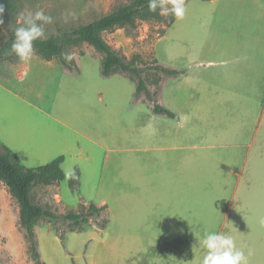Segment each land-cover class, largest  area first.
<instances>
[{
	"label": "rangeland",
	"instance_id": "rangeland-1",
	"mask_svg": "<svg viewBox=\"0 0 264 264\" xmlns=\"http://www.w3.org/2000/svg\"><path fill=\"white\" fill-rule=\"evenodd\" d=\"M132 1L14 0L12 1L11 18L13 28H18L22 25L23 14L28 11L34 13L43 10L45 15L53 18L51 24L43 26L47 37L58 30L71 31L81 25L89 24ZM206 4L204 0H187L184 5V17L177 20V24L168 28L160 39H158V35L165 27L164 22H139L136 28L131 29L130 33L125 29L106 33L105 40L113 49L128 59L138 54L139 65L145 70L153 68L155 60H157L166 67L184 72L182 75L184 76L189 72V69L184 67L183 59L187 53L180 50V43L184 39L186 40L189 34L187 25L189 16L199 13ZM171 7L172 5L168 8ZM189 41L186 43L187 45ZM67 54L70 60H75L77 63L76 59H80L78 63L80 73L77 75L66 74L72 80V86H75L76 90L82 88L79 84L80 80L92 79L87 74H92L99 80L96 94L89 97L87 103L83 102L82 94L74 95L73 92L70 93L67 90L62 92L59 88L58 82L63 80L64 66L58 60H54L58 67L49 65L48 61L33 53L31 60L26 62L30 70L23 76L24 79L19 81L18 75L12 74V80L27 100L38 105L40 109L50 112L53 117H68L76 120L75 128L94 138L100 145H94L81 136H75V148L73 153L67 154L69 161L65 164L64 172L70 173V176L73 173H80L82 178L79 179L77 191H73L68 180L65 179L58 183L60 185L59 193L62 196L60 205L56 204L60 197L55 196L50 186L36 187L33 198L37 203L49 205L57 214L77 212L82 203L87 205L94 203L100 206L99 203L103 200L108 202V207L106 214L91 219L89 226L82 232H71L77 227L64 220L42 219L39 221L37 236L43 261L46 264L178 263L177 256L171 261L156 260L157 249L150 247L151 239L148 237L146 229L141 228L135 231L128 226L127 216L135 214V209L142 214V217L135 216L144 220V225L147 226L151 218L161 215V208L151 206L150 203L143 206L134 201L127 209L122 207L120 202L129 197V194L135 190L136 184L176 186L189 184L197 179L199 190L195 192V195L201 201L199 208L196 209L198 215L200 211L198 216L200 230L198 231L202 235L216 233L221 225L225 224L231 199V195L219 183L215 187L216 191H213L214 182L216 180L221 182L223 176L226 175L221 167V162H215L216 155L223 151L208 150L205 149L206 147L198 148V146H202L201 135L192 140L183 135L186 127L190 129L199 125L195 120H189L188 125L185 124L184 130H180L173 124L168 128L165 127L162 119H159L154 125L156 129L154 136L158 139L154 143H148L151 129H144V127L149 126L152 121L151 117L155 114L152 112L149 102L136 100L135 84L120 74L104 78L101 75L102 54L88 44L69 49ZM20 62L21 60L15 54L12 59L2 63L18 64ZM146 73L149 78L156 75L154 71L147 70ZM144 76L146 77V75ZM180 77L174 79L177 80ZM174 79L166 85L164 78L161 86L163 85L162 100L164 103L162 105L170 109L176 118L163 115L155 116L177 121L179 114L174 112L169 104L174 102L182 105L181 86ZM98 90H101L100 94ZM155 92L156 89L153 87L152 93ZM154 98L160 101V95L155 94ZM30 111L31 113L25 115V118H29L31 124L29 127L33 128L39 125L38 144H45L48 150L59 154L60 148L57 146L56 140L59 137H68V140L74 139L73 136H68V132L51 118L40 113L37 116L32 110ZM167 129H170V135L167 134ZM201 131L205 132L203 129ZM19 133L21 134V132ZM33 140L37 141L35 138ZM24 141L18 143L22 144ZM23 146L26 147L27 143H23ZM195 146L197 148H194ZM185 155H193L191 159L195 160L187 164L186 168H184L183 160ZM23 165L27 166V164ZM45 165L47 164H42L39 167ZM177 166L182 171L185 170L186 177L175 173ZM229 190H231V186ZM191 194L193 195V193ZM214 194L219 196L218 200H214ZM186 196H190V193L186 192ZM147 198L150 202V198H153L152 194H149ZM189 212L188 210L185 213L190 215ZM117 214L122 217L120 225H117L116 222ZM106 215L109 221L108 225L111 223L113 227L104 233L100 224ZM172 216L173 213L169 212V217ZM92 223H95L97 227L90 228ZM114 227H116L115 230ZM24 234V229L19 224L18 204L10 195L7 187L0 183V264H35L28 252V242ZM138 235L140 239L136 240ZM204 256L205 254L196 257L193 264H203Z\"/></svg>",
	"mask_w": 264,
	"mask_h": 264
},
{
	"label": "crops",
	"instance_id": "crops-1",
	"mask_svg": "<svg viewBox=\"0 0 264 264\" xmlns=\"http://www.w3.org/2000/svg\"><path fill=\"white\" fill-rule=\"evenodd\" d=\"M205 2L206 6L199 13L189 16V34L180 43V50L187 53L183 64L189 72L177 80H164L168 85L174 79L181 86L182 105L168 102L171 104L170 108L179 114V119L173 121L153 115L151 123L144 129H151L148 143H154L158 139L154 136V125L159 119H162L165 127L173 124L180 130H184L189 120L199 123L190 129L186 127L183 135L191 140L201 135L202 146L198 148L223 151L216 155L215 162H221L226 175L221 182H214L213 191H216L215 187L219 183L231 195L225 224L216 233L230 236L236 248L248 258V264H264V0ZM196 39L199 41H189ZM76 60L79 63L80 59ZM54 62L53 60L48 64L58 67ZM29 70V66L23 61L18 64L0 63V142L30 168L49 164L65 155L62 163V169L65 170V164L69 161L67 154L73 153L75 148V136H81L94 145L100 143L76 129V120L53 117L50 112L40 109L20 93L19 87L12 80V74H17L20 81ZM62 72L63 80L58 82L62 92L67 90L74 95L82 94L85 103L96 94L99 80L94 75L87 74L92 79L80 80L82 88L76 90L72 86V80L66 75L69 72L65 67ZM162 92L161 89V104L164 103ZM30 110L37 116L40 113L51 118L74 139L59 137L56 140L60 148L59 154L48 150L45 144L39 143L38 147L39 125L29 127V118H25V115L31 113ZM166 132L171 134L170 129ZM20 141L27 143V146L19 144ZM191 157L193 155L184 156V168L195 161ZM175 173L187 176L185 170L182 171L178 166ZM67 175L70 176V173ZM59 186L58 183L50 186L55 196L60 197L56 201L57 205L62 202ZM198 190L197 179L192 183L176 186L141 183L136 184L129 197L120 202L127 209L134 201L143 206L150 203L151 206L161 208V215L151 218L147 226L144 225V220L136 217H142L136 209L135 214L127 216L131 229H146L144 230L151 239L150 247L157 249L156 260L171 261L177 256L178 263L175 264H193L196 257L206 255L207 250L201 243L203 235L198 231L200 211L198 215L196 209L201 202L195 195ZM186 192L190 196H186ZM149 194L153 196L150 202L147 200ZM218 199L219 196L214 194V200ZM99 205L108 207V202L103 200ZM188 210L190 215L185 213ZM169 212L173 213L172 217H169ZM118 215L120 214L114 218L117 225H120L122 217ZM91 227L96 228L97 225L92 223ZM112 227L110 223L103 230L104 233ZM135 239L139 240V235Z\"/></svg>",
	"mask_w": 264,
	"mask_h": 264
},
{
	"label": "trees",
	"instance_id": "trees-1",
	"mask_svg": "<svg viewBox=\"0 0 264 264\" xmlns=\"http://www.w3.org/2000/svg\"><path fill=\"white\" fill-rule=\"evenodd\" d=\"M12 1L14 0L9 1L11 16L13 13ZM166 6L169 7L171 4ZM160 12L159 6L155 12H150L148 0H133L130 4L122 5L89 24L81 25L71 31L58 30L49 34L45 39L34 41V53L48 62L58 60L69 74L77 75L80 73L78 63L75 60H70L67 51L88 44L102 54L101 75L104 78H110L116 74L126 77L135 84L136 100L149 102L155 115L175 119L176 116L173 112L156 100L154 95H160L161 83L164 78H178L184 72L166 67L155 60V66L147 70L156 72V75L149 78L147 70L139 65L138 54L128 59L113 49L105 40L106 33L114 32L117 29H125L130 33L131 29L136 28L139 22H164L165 27L158 35V39H160L177 20L171 12L168 15H161ZM15 29L14 27L10 32H2L0 35V63L12 59L15 55L12 51ZM153 87L156 89L155 93H152ZM63 162L64 157L60 156L45 166L26 168L19 157L0 142V182L7 187L10 195L19 205V224L24 229L28 252L35 264H46L39 251L37 236L39 221L42 219L64 220L77 227L71 232H82L89 226L91 219L106 214L107 207L97 206L94 203L89 205L82 203L77 212L57 214L49 205H43L34 200L33 192L36 187H48L65 179L68 180L70 188L77 191L81 175L77 172L67 177L62 169ZM108 222L106 215L100 228L106 229ZM61 237L64 238L63 235Z\"/></svg>",
	"mask_w": 264,
	"mask_h": 264
},
{
	"label": "clouds",
	"instance_id": "clouds-1",
	"mask_svg": "<svg viewBox=\"0 0 264 264\" xmlns=\"http://www.w3.org/2000/svg\"><path fill=\"white\" fill-rule=\"evenodd\" d=\"M171 4L169 9L166 5ZM185 0H148V9L155 12L159 6L161 15H168L170 12L178 19L185 15ZM3 7L0 6V14ZM53 18L45 15L43 10L36 12L28 11L23 14L22 25L15 29V39L12 44V51L23 62L31 60L34 47L33 42L45 39V24H51ZM203 247L207 250L203 258V264H248V258L243 251L236 248L234 240L227 235L219 233H204L201 238Z\"/></svg>",
	"mask_w": 264,
	"mask_h": 264
},
{
	"label": "water",
	"instance_id": "water-1",
	"mask_svg": "<svg viewBox=\"0 0 264 264\" xmlns=\"http://www.w3.org/2000/svg\"><path fill=\"white\" fill-rule=\"evenodd\" d=\"M9 1L10 0H0V6L3 7V12L0 14V35L2 32H10L13 28Z\"/></svg>",
	"mask_w": 264,
	"mask_h": 264
}]
</instances>
